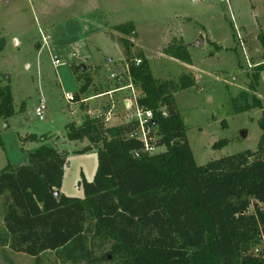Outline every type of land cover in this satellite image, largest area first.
<instances>
[{"label":"trees","instance_id":"obj_1","mask_svg":"<svg viewBox=\"0 0 264 264\" xmlns=\"http://www.w3.org/2000/svg\"><path fill=\"white\" fill-rule=\"evenodd\" d=\"M126 26L115 28L122 35L126 72L139 92L138 105L152 115L149 144L163 151L147 153L141 142L129 139L131 124L106 127L87 116L80 124H67L69 141L86 140L87 150L97 151L93 180L80 184L84 198L60 193L65 155L55 147H37L25 165L0 172V248L33 258L35 264L45 254L60 264H264L261 103L252 102L262 110L254 151L196 165L173 100L176 92L192 86V79H155L142 53H136L140 63L135 65L125 38L134 31ZM257 40L263 51L259 71L264 69V32ZM4 45L0 38V52ZM164 54L191 64L182 43H170ZM73 71L80 72L77 67ZM89 83L87 79L80 86L76 101ZM12 116L10 89L0 86V119ZM227 143L220 140L212 147Z\"/></svg>","mask_w":264,"mask_h":264},{"label":"rangeland","instance_id":"obj_2","mask_svg":"<svg viewBox=\"0 0 264 264\" xmlns=\"http://www.w3.org/2000/svg\"><path fill=\"white\" fill-rule=\"evenodd\" d=\"M7 1L0 0V38L6 41L0 54V83L12 89L16 112L0 122V172L25 165L29 153L39 146L55 147L66 159L60 193L84 198L80 184L93 180L97 151L87 150L86 140L69 141L65 126L80 124L91 106L106 109L109 100L103 96L86 107L79 101L66 102L64 94L77 95L87 79L90 83L81 98L129 83L122 35L115 29L124 24L134 31L125 37L130 42L129 53L135 60L140 59L136 53H142L147 62L149 59L155 79L179 82L186 74L194 80L191 87L176 92L173 100L196 165L256 149L262 110L253 108L252 102L258 99L264 107V69L256 71L263 64L257 38L264 32V0ZM40 32L49 40L48 47L38 52ZM200 36L203 45L191 46ZM172 42L185 45L191 65L164 54ZM52 56L63 65L53 66ZM80 65L85 71L75 74L73 69ZM115 67L123 76L111 80ZM117 94L114 120L103 122L106 127L129 120V111L121 104L129 93ZM40 98L46 104L43 121L34 114ZM247 105L252 108L240 112ZM70 110L75 111L74 116ZM220 140H227V145L213 149ZM163 149L157 148L155 153ZM41 259L42 264L53 261L52 254ZM0 264H35V260L0 248Z\"/></svg>","mask_w":264,"mask_h":264},{"label":"built area","instance_id":"obj_3","mask_svg":"<svg viewBox=\"0 0 264 264\" xmlns=\"http://www.w3.org/2000/svg\"><path fill=\"white\" fill-rule=\"evenodd\" d=\"M40 36H41L42 47H48L49 36L43 34L42 32H40ZM139 63L140 60H135V65H138ZM52 64L55 67H59L63 65L60 62V60H58L56 57L53 56H52ZM118 76L119 74H117L113 70L110 75V79L114 80ZM127 79L129 81L128 84L119 86L118 88L110 90L107 93L97 94L92 97H84V98H81L80 97L81 94H79L80 99L77 101H79V103L86 106L89 101L102 98L103 96H110L111 93L113 92H119V91L128 92L129 98L125 99V102L128 103L127 110L129 111V120L125 124H131L133 127V129L128 134V138L141 142L143 144L144 151L153 154L155 153L157 147L150 146L149 144L150 139H148L149 128L147 127V123L152 116L151 112L138 105L137 103L138 96L136 95L135 89L131 84L128 75H127ZM64 98L68 103L76 102L75 95L64 94ZM105 107L106 109H104L101 106H97L96 109L89 108L86 112V116L89 117L90 119H95V120L97 119V120H101L102 122H107L110 120V116L112 115V112L115 109V101L113 99H109V103L106 104ZM45 110H46L45 101L42 98H40L34 109V114L39 121L44 120ZM70 114L73 115L74 111L70 110Z\"/></svg>","mask_w":264,"mask_h":264},{"label":"crops","instance_id":"obj_4","mask_svg":"<svg viewBox=\"0 0 264 264\" xmlns=\"http://www.w3.org/2000/svg\"><path fill=\"white\" fill-rule=\"evenodd\" d=\"M3 3H8V1L7 0H3ZM5 41V40H4ZM17 42L18 41H15V43L17 44ZM5 44H6V41H5ZM189 46V45H188ZM43 47H42V45L40 46H36V50L38 51V52H40V50L42 49ZM4 49V48H3ZM3 52V50L0 52V54ZM182 63V62H181ZM148 64H149V59H148ZM191 65V64H190ZM117 68H119V67H115L114 69H117ZM150 68V67H149ZM120 69V68H119ZM121 70V69H120ZM150 72H151V69H150ZM152 73V72H151ZM1 74V73H0ZM184 75H186V74H184ZM192 79V78H191ZM193 80V79H192ZM194 81V80H193ZM1 82V81H0ZM0 86L1 87H5L6 85H3V83H0ZM7 87H9V86H7ZM9 89H10V92H11V96H12V100H13V108L14 107H16V101H15V98H14V93H13V91H12V89L9 87ZM118 92H113V93H111V95L110 96H107L106 98L109 100V99H113L115 102H116V97H117V94ZM123 93H125V92H123ZM255 97V96H254ZM256 98V97H255ZM257 99V98H256ZM258 100V99H257ZM92 101V100H91ZM259 101V100H258ZM125 100H122L121 101V104H122V106H123V108L124 109H126L127 107L125 106ZM90 104V103H89ZM89 104H87V105H89ZM97 106H100V105H97ZM97 106H91V107H89V108H94V109H96L97 108ZM115 106H117L116 105V103H115ZM86 107H88V106H86ZM118 107H119V104H118ZM117 107V108H118ZM263 107V106H262ZM25 104H24V102H22V109H21V111H23V110H25ZM263 109H264V107H263ZM16 112V110L14 109V113ZM74 113H75V111H74ZM71 115V114H70ZM72 116H74V114L72 115ZM112 116V115H111ZM110 116V120L109 121H111V117ZM9 120V119H8ZM112 120H114V118H112ZM7 121V120H6ZM108 121V122H109ZM0 122H3V120H1L0 119ZM7 126L8 125H5V126H3V127H5V128H7ZM113 127V126H112ZM1 146V145H0ZM7 249V248H6ZM52 258H53V261L51 262L52 264H60L56 259H55V257L52 255ZM55 262V263H54ZM39 264H42V259L39 261ZM50 264V263H49Z\"/></svg>","mask_w":264,"mask_h":264},{"label":"water","instance_id":"obj_5","mask_svg":"<svg viewBox=\"0 0 264 264\" xmlns=\"http://www.w3.org/2000/svg\"><path fill=\"white\" fill-rule=\"evenodd\" d=\"M203 42H204L203 37L200 36V37H199V40H197L194 44H191V46L198 48V47H200V46L203 45ZM77 68H78V70L81 71V72H84L85 69H86V67L83 66V65H80V66H78ZM115 72H116L117 74H120V73H121V70H120L119 68H117V69H115ZM125 106L128 107V103H127V102L125 103ZM242 136L244 137L245 134L243 133ZM52 193H53L54 197H58V195H59V192H58V191H53Z\"/></svg>","mask_w":264,"mask_h":264}]
</instances>
